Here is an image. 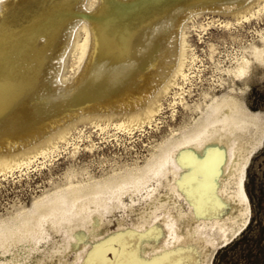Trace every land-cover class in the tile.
Here are the masks:
<instances>
[{
  "label": "bare ground",
  "instance_id": "1",
  "mask_svg": "<svg viewBox=\"0 0 264 264\" xmlns=\"http://www.w3.org/2000/svg\"><path fill=\"white\" fill-rule=\"evenodd\" d=\"M208 10L230 14L241 23L262 13L264 0H0V172L28 166L54 153L63 143H71L74 133L84 130L78 127L81 123L90 122L100 129L113 125L130 131L145 123L152 127L165 110L164 100H169L173 108L180 103L200 109L203 114L193 118L191 124H184L186 129L181 135L159 141L144 164L114 170L98 179L86 177L85 183L68 179L66 186L44 192L30 208L0 218L2 253H14L20 247L29 255L38 252L47 256L60 249L61 245H55L57 233L64 242L62 246L69 249L81 238V229L88 232L89 242L94 241L110 232L102 228L112 222L108 215H115L117 210H123L127 216L117 218L114 233L137 232L143 240L140 255L151 264L162 262L175 251L193 247L208 257L212 253L208 254L203 246L227 243L246 225L248 206L244 207L247 217L236 229L232 222L239 221L233 211L221 219L201 220L190 226L200 207L185 213L175 203L179 200L176 196L183 194L179 185L190 181L194 174V165L184 163L182 151L191 150L200 164L207 158L209 147L215 145L226 147L227 153L223 152L222 157L230 158L231 172L240 170L235 181L237 189L224 197L240 202L248 198L244 175L252 152L250 146L257 139L254 131L259 126L260 114L248 110L229 92L210 95V100L204 101L205 107L198 101L190 104L185 96L190 86L188 83L185 88V84L192 82L198 60L188 40V23ZM231 23L227 20L224 24ZM261 39L262 46L252 43L250 51L263 61V32ZM72 57V65L77 68L68 77L66 71ZM249 62L242 55L229 70L236 75L245 74ZM206 95L209 96L207 92ZM36 97L39 102L27 101ZM39 104H45L46 110L51 106L55 111H63L66 120L43 123L37 117ZM9 127H18L20 136L11 138ZM263 137L264 134L256 144H261ZM245 155L247 161L242 164ZM175 209L177 215L172 213ZM135 212L138 221L132 217ZM160 215L161 231L157 235L151 225ZM178 221L181 226L184 221L189 226L182 228ZM52 240L50 247H41ZM25 245L28 247L24 248ZM76 256V264H81L83 253ZM41 259L30 263L13 254L0 259V264H41Z\"/></svg>",
  "mask_w": 264,
  "mask_h": 264
},
{
  "label": "rangeland",
  "instance_id": "2",
  "mask_svg": "<svg viewBox=\"0 0 264 264\" xmlns=\"http://www.w3.org/2000/svg\"><path fill=\"white\" fill-rule=\"evenodd\" d=\"M219 12L205 11L195 16L194 20L188 23V40L191 43L190 46L195 48L194 50L191 47L198 60H196L193 68L194 72H192L195 77H192V82L189 81L185 84V88L190 84L187 87L188 91H186L185 96L188 102H191L190 104L198 101L202 102V107H205V102L210 100V95L221 96V94L229 92L236 95L248 110L260 114L259 126L254 131L257 139L253 140L254 142L250 146V149H252L250 160L246 164V155L243 157L244 160L242 159V164H246L244 188L248 198L247 201L240 202L237 201L238 199L232 200L231 197V199L224 197L227 196V193H232L234 189H237L235 181L240 177V175L238 176L240 170L231 172L233 169L229 164V161L231 162L230 158L222 157L223 152L227 153L226 147L215 145L209 147L208 153L205 155L207 158L200 164L195 161V154L193 156L191 150L184 149L182 151L181 156L183 155L184 163L194 165V174L191 175L193 178L190 181L185 180L179 185L183 194L179 197L176 196L179 200L178 203H175L178 207L184 208L185 213H190V208L196 211V208L200 207L197 212L194 211L197 213V218H192L189 222L190 226H195L201 220L221 219L233 211L237 215L236 221H239V223L232 222V224H235L237 229L238 225L243 224L248 215L244 213L247 212L245 209L247 206L250 208L249 220L242 229L233 234L230 243L221 242L216 247L211 244L203 246L208 250V254L212 253L208 257L204 256L196 247L185 248L175 251L176 254L173 252L172 256L170 255L162 262L154 264H207V262H212L211 264H264V137L261 144H256L264 134V122H262L264 121V60L256 59L250 51L252 43L262 46L261 33H264V11L241 23L237 22L232 15L222 12L220 14ZM227 20L233 24L226 26L224 23ZM242 55H246L250 60V66L245 74L236 75L229 69L236 65L237 60ZM72 59L73 57L68 62V73L66 71L68 77H71L77 68V65H72ZM195 66L197 67L195 68ZM205 92L209 96H204ZM27 101L39 102L40 98H28ZM164 101L166 105L164 104L163 109L165 110L162 111L163 114L159 115L160 117L158 116L159 119L154 122L152 127L145 123V126L136 127L137 129L134 128L133 131H130L127 129L120 130L112 125V127H107V130V128L95 127L90 122H86L87 124L81 123L78 127L84 129V132H75L70 138L69 142L71 143L60 144L62 147L60 146L61 148L59 147L56 150L57 152L52 153L53 155L50 154L44 159L41 157L28 166H22L12 171H1L0 218H6L22 211L24 208H30L34 200L42 196L44 192H51L66 186L69 182L68 179L75 183L77 181L85 183L88 177L98 179L111 174L114 170L123 171L133 167L132 165L144 164L145 159L151 155L152 151H155V145L163 139L181 135L183 129H186V125L194 121L193 118L198 119L203 115L200 109L188 108L182 104L179 105L180 103L177 106L175 105L174 109L172 105L169 106V100ZM167 103L168 107H166ZM46 108L45 104H39L37 108L38 113H40L37 117H41L43 123L53 124L63 121L60 119L66 120L65 116L67 114L63 111H55L51 106L48 110ZM9 113L6 115L7 119L10 118ZM5 124V122H2V125ZM259 129L261 133L258 135ZM19 132L18 127H9L8 129V134H12L10 135L11 138L20 136ZM76 133L79 137H76ZM221 168H225V171L221 172ZM72 173H74L73 176ZM232 175L233 177H230ZM86 177L87 179H85ZM234 177L237 178L234 180ZM228 181H231V183ZM225 188L227 189L226 192H224ZM164 189H162V192L166 191ZM219 189H221L220 192ZM137 210L138 213L139 209ZM122 211L117 210L115 215H108L109 218H112V222L107 223L106 227L102 229L103 231L105 228L109 229L110 232H105L106 235L103 234L104 236L101 235L94 241L90 240L91 242H89L88 232L81 229L79 231L81 238L78 242H73L72 247L68 249L62 246L64 242H62L60 234L57 233L54 239L58 241V244L55 245L62 246H60L58 252L49 253L47 256H43L42 253L38 252L29 255L26 249L18 247L15 248L16 250L14 249V253L11 251L4 254L0 251V259L11 258L14 254L21 260L30 263H36L37 258L40 257L42 258L41 264H76V261H79L76 255L83 253L81 264H151L145 262L144 256L140 255L142 254L143 240L137 232L132 234L126 231L121 235L114 233L118 226L117 218H121L123 215L127 216ZM175 211L177 210L175 209ZM136 212L132 214V217L135 221H138L139 217H137ZM174 212L172 211L174 215H177V212ZM241 212H243L244 217L241 216ZM158 213L161 214V210H158ZM162 217L160 215L159 222L156 221L151 225L157 230V235L161 231ZM231 221L229 220V223ZM178 223L181 226L179 221ZM185 225L184 221V225L181 227L183 228ZM182 228L181 230H183ZM201 242L203 243V241ZM50 245H53V240L41 247H50ZM25 246L24 248L28 247V245Z\"/></svg>",
  "mask_w": 264,
  "mask_h": 264
}]
</instances>
